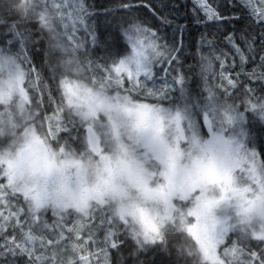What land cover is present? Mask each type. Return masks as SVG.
Masks as SVG:
<instances>
[{
  "label": "snow or ice",
  "instance_id": "1",
  "mask_svg": "<svg viewBox=\"0 0 264 264\" xmlns=\"http://www.w3.org/2000/svg\"><path fill=\"white\" fill-rule=\"evenodd\" d=\"M0 264H264V0H0Z\"/></svg>",
  "mask_w": 264,
  "mask_h": 264
}]
</instances>
